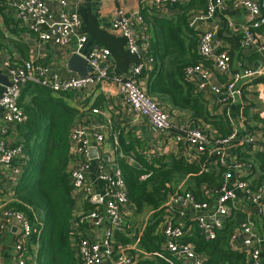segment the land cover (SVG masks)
<instances>
[{
	"label": "built area",
	"instance_id": "built-area-1",
	"mask_svg": "<svg viewBox=\"0 0 264 264\" xmlns=\"http://www.w3.org/2000/svg\"><path fill=\"white\" fill-rule=\"evenodd\" d=\"M4 6L14 12L17 20L37 35L43 42H50L56 46L68 45L76 38V51H80L87 41V35L80 31L81 20L76 13L66 10V1L62 0V9L55 19L45 0H3ZM121 1V0H117ZM186 0H139L140 5L154 9L155 13H162L168 5L183 3ZM236 7H244L247 11L249 24L243 30L241 45L244 48L255 46L264 55V0H235ZM223 0H207L209 14L217 9H224ZM112 28L126 41L128 51L138 58V62L131 69V76L126 77L114 71L111 51L103 46L95 45L87 55H83L91 71L87 75L61 76L57 71L42 61L25 60L21 63H6V68L11 77L10 84L5 87L0 95V109L5 111V120L9 123L22 124L27 121V115L18 105V99L25 84L32 82L46 87L56 93H78L87 89H93L98 85L108 82L117 86L120 94L129 102L137 117L148 120L149 125L157 131L175 129L173 135L183 149L184 157L188 161L196 160L199 155L207 151L219 153L220 162L227 167L224 180L211 194L217 195L214 205L209 202H199L190 190H181L172 194L166 202V220L162 225V231L166 237L165 249L182 258L185 264H207L206 257L183 241L186 234L187 222L183 219L189 210L195 212L194 218L204 233L207 240L216 237V231L224 227L225 219L229 217L236 207L240 197L257 206L264 212V180L253 189L247 180H240L236 184L231 181L234 177V169L248 166L249 163L241 160L237 155L232 161H228L229 148L235 145H256L259 143L257 135H248L240 138L238 125L233 122V131L227 137L207 134L204 128L189 127V122L174 123L172 114L136 82L137 77L150 64V40L149 26L139 11H127L119 5L115 9ZM215 31H205L200 35L198 50L206 59L213 61L219 72L232 76L224 85H215L211 81L210 69L201 65L189 66L186 73L196 79L199 90L219 96L220 102L236 104L242 99L244 84L252 79L264 75V68H240L233 71V57L228 51L214 52L213 40ZM82 55V54H81ZM258 97L262 101V108L258 111L264 119V89H258ZM218 100V101H219ZM93 113H100L99 109H93ZM97 143L104 141V135L95 131L92 135ZM91 135L87 127L76 124L72 129V149L81 163L72 167L70 176L75 189L83 190L87 200L93 207L88 213L78 217L81 223H90V226L101 227L106 220V228L100 241H92L82 236L76 243L77 256L81 264H103L108 259L109 264H139L140 259L130 252L115 251V233L124 231L128 225L127 218L131 214L129 209L131 201L127 191V185L121 166L113 163L112 155L101 165L98 175L103 182L101 190H97L86 175L87 159L91 148ZM115 146H119L118 137L114 140ZM97 149V146H94ZM24 148L22 143L0 146V184L5 166L13 167L14 173L19 176L22 172ZM106 165L110 167H106ZM149 174L141 175L145 179ZM6 218H14L19 226L17 236V264H30L29 247L33 227L27 216L17 210L6 209L3 212ZM3 228V225H1ZM231 246L244 252L249 264H263L264 238L259 237L254 231L252 221L248 218L235 231L231 237ZM33 248V244L31 246ZM130 248V247H127ZM0 264L2 256L0 255Z\"/></svg>",
	"mask_w": 264,
	"mask_h": 264
},
{
	"label": "trees",
	"instance_id": "trees-1",
	"mask_svg": "<svg viewBox=\"0 0 264 264\" xmlns=\"http://www.w3.org/2000/svg\"><path fill=\"white\" fill-rule=\"evenodd\" d=\"M3 6L4 1L0 0L1 10ZM168 6L181 13L158 17L154 15V9L143 5L140 7L141 15L150 25L151 61L139 77L147 78L148 94L161 105L167 103L172 108L187 111L190 115L184 122H189V127L204 128L207 134L227 137L233 131L230 119L226 114L210 113L206 92L199 90L196 79L186 73L189 66H205L207 61L199 53L201 32L191 26L190 15L196 8L206 11L207 0H189ZM8 18L5 14L8 25L20 23L13 17ZM5 37L0 27V42ZM257 59L258 55H242L239 61L243 67H247L245 60L257 64ZM26 93L30 94V99H26ZM244 94L245 90L243 99ZM72 98V92L56 93L29 82L18 99V105L28 118L18 128L23 138L18 142L24 148L22 172L15 182L14 200L7 207L23 212L32 223L30 264H48L51 249L60 257L58 264H81L76 243L90 223H81L74 215L76 197L70 176L71 133L83 112L69 103ZM237 114L248 127L252 120L264 123L259 114L250 116L247 106L242 103L237 105ZM252 130L257 131L258 128L254 126ZM121 143L125 153L132 150L123 137ZM136 157L143 168L121 160L131 214L124 231L115 233V251L130 252L140 259L139 264H185L181 257L164 247L166 237L162 225L167 215L166 202L172 194L181 192L178 185L182 181H185L187 190L194 193L197 201L211 202V194L223 182L227 167L220 162L216 151H207L193 161H188L181 154L165 155L156 159V165L150 164L139 154ZM145 173L149 176L141 179ZM261 179L252 186L253 189L262 182ZM147 210L151 215L145 225L135 229L136 217ZM232 212L212 240L206 239L197 221L192 219L186 224L183 241L204 255L207 264H248L246 254L234 249L230 242L232 235L246 220V213L234 209ZM32 244L36 247L31 248ZM129 244H133V247L125 248Z\"/></svg>",
	"mask_w": 264,
	"mask_h": 264
},
{
	"label": "crops",
	"instance_id": "crops-1",
	"mask_svg": "<svg viewBox=\"0 0 264 264\" xmlns=\"http://www.w3.org/2000/svg\"><path fill=\"white\" fill-rule=\"evenodd\" d=\"M50 8L53 18L57 19L62 9V0H45ZM66 10L76 13L81 20L80 31L87 35V41L81 49L82 55H87L95 46H103L111 51L113 59L114 71L126 77L131 76V69L138 62V58L132 55L126 46L124 38L112 28L113 16L117 6L122 5L127 11L136 12L140 10L139 0H65ZM186 0L183 3L188 2ZM224 9H217L214 13L209 14L203 9H193L191 26L201 34L205 31H215L213 40L214 52L228 51L233 57V71L237 72L243 68L239 61L240 56L258 55L257 64H250L245 60L244 64L250 68H264V55L261 54L255 46L244 48L241 45L243 30L248 22L247 11L244 7H236L235 0H223ZM0 9V27L6 37L0 42V77H11L6 68V63H21L25 60H37L48 64L52 70L57 71L61 76L79 75L69 65L71 56L76 51V38L63 47L56 46L50 42L40 41L36 34L31 32L23 24L5 23V14L8 19L12 17L16 20V16L11 9ZM180 10H171L164 8L162 13L154 15L158 17H168L173 14H180ZM13 23V22H11ZM150 27V25H149ZM150 31V29H149ZM152 33V32H151ZM213 61L207 59L204 64L211 72V81L215 85H224L232 76L231 73L223 74L214 66ZM244 67V68H247ZM6 81V80H5ZM136 82L145 92L147 90V78L137 77ZM7 85L0 80V95L4 92ZM26 84L24 85V87ZM23 87V88H24ZM258 89H264V75L247 81L244 84V99L242 98L236 104L229 102H220L219 96L207 93L209 99V110L212 115H225L233 119L238 125V134L240 138L248 135H257L259 143L252 145H235L229 148L228 161H232L237 155L241 160L249 163V165L240 169H234V177L231 183L234 185L240 180H247L251 187L258 183L264 177V123L259 120L250 121L248 127L237 114V105L242 103L247 106L249 115H258V111L263 104L258 97ZM22 93V91H21ZM73 93V92H72ZM21 95V94H20ZM30 94L26 93V99H30ZM219 100V101H218ZM69 103L83 112L78 124L87 127V132L91 135V144L96 149V155L89 151L86 167V175L89 182L97 189L101 190L103 182L100 181L98 175L101 171V165L107 161L108 156L112 155L114 162L121 166V160L124 159L130 164L138 168H143V164L137 159L136 155L143 156L147 162L156 165V159L162 156L181 154L184 156L183 149L179 147L173 135L175 129L167 131L154 130L143 117H137L132 110L124 95L120 94L117 86L112 83H102L93 89H87L82 92L73 93V98L69 99ZM162 107L172 114L174 123H182L189 117V113L182 109L172 108L167 103H163ZM93 109H99L100 113H93ZM234 128L233 122L231 121ZM257 127V131H253V127ZM19 124L7 122L5 120V111L0 109V146L3 143L15 145L23 140L19 132ZM95 131H100L104 135V141L97 143L92 136ZM213 131L212 133H215ZM119 139V146H115V138ZM121 137L124 138L125 144L131 147L129 153H125L121 143ZM19 141V142H18ZM92 149V148H91ZM90 149V150H91ZM137 153V154H136ZM81 163V159L76 157L74 150L71 151V166L76 167ZM106 167H110L106 165ZM122 168V167H121ZM3 177L0 184V255L2 256V264H17V234L19 226L14 218H6L3 215L4 210L8 209V205L13 198V191L17 175L14 173L13 167L5 166L3 169ZM262 180V179H261ZM264 180V178H263ZM262 180V181H263ZM255 187V186H254ZM76 205L74 215L76 219L84 213H88L93 207L87 200L83 190L75 189ZM217 195H213L211 203L214 205ZM91 207V208H90ZM235 211L246 213V219H250L254 226V231L259 237L264 238V212L252 204L251 202L238 198ZM233 213V212H232ZM195 212L191 209L183 222L194 218ZM77 223V221L75 222ZM108 220L101 227L88 226L83 230L82 235L88 237L92 241H100L103 237L104 230ZM3 225V228L1 227ZM36 247L33 245V248ZM125 247V246H124ZM133 247V244L127 245ZM247 256V255H246ZM264 256V255H263ZM147 256L146 258H149ZM248 258V257H247ZM249 264V261H247ZM109 264L108 259L105 263ZM229 264V263H225ZM264 264V257H263Z\"/></svg>",
	"mask_w": 264,
	"mask_h": 264
},
{
	"label": "water",
	"instance_id": "water-1",
	"mask_svg": "<svg viewBox=\"0 0 264 264\" xmlns=\"http://www.w3.org/2000/svg\"><path fill=\"white\" fill-rule=\"evenodd\" d=\"M69 65L72 69H74L76 72L79 73V75H87L91 71V67L87 64V60L85 57L79 53H74L71 56V59L69 61ZM1 81H4L6 85L10 84V80L8 77H0ZM6 80V81H5ZM91 153L93 155H96V149L92 148Z\"/></svg>",
	"mask_w": 264,
	"mask_h": 264
},
{
	"label": "rangeland",
	"instance_id": "rangeland-1",
	"mask_svg": "<svg viewBox=\"0 0 264 264\" xmlns=\"http://www.w3.org/2000/svg\"><path fill=\"white\" fill-rule=\"evenodd\" d=\"M181 190H186L187 187L185 185V181H182L179 183L178 185ZM151 215V212L150 211H145L144 213H140L138 214V216L136 217V220H135V226L134 228H141L143 225H145V222L148 220V218L150 217ZM59 259L60 257H57L55 252H54V249H51L50 251V254H49V261H48V264H58L59 263Z\"/></svg>",
	"mask_w": 264,
	"mask_h": 264
}]
</instances>
